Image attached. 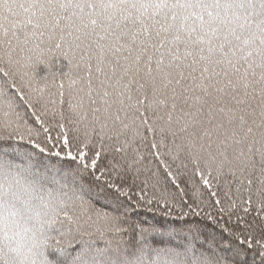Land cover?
Instances as JSON below:
<instances>
[{"label": "snow or ice", "instance_id": "snow-or-ice-1", "mask_svg": "<svg viewBox=\"0 0 264 264\" xmlns=\"http://www.w3.org/2000/svg\"><path fill=\"white\" fill-rule=\"evenodd\" d=\"M0 264H264V0H0Z\"/></svg>", "mask_w": 264, "mask_h": 264}, {"label": "trees", "instance_id": "trees-1", "mask_svg": "<svg viewBox=\"0 0 264 264\" xmlns=\"http://www.w3.org/2000/svg\"><path fill=\"white\" fill-rule=\"evenodd\" d=\"M68 70V61L63 57H59L53 58L47 67L44 65H39L37 67V75L47 76L49 79L58 81L63 78L64 73H66Z\"/></svg>", "mask_w": 264, "mask_h": 264}]
</instances>
